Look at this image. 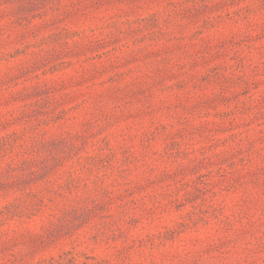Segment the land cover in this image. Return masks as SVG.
<instances>
[{
    "label": "rangeland",
    "instance_id": "1",
    "mask_svg": "<svg viewBox=\"0 0 264 264\" xmlns=\"http://www.w3.org/2000/svg\"><path fill=\"white\" fill-rule=\"evenodd\" d=\"M0 264H264V0H0Z\"/></svg>",
    "mask_w": 264,
    "mask_h": 264
}]
</instances>
